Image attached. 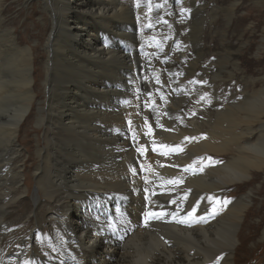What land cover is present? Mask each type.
I'll return each instance as SVG.
<instances>
[{
	"label": "bare ground",
	"instance_id": "6f19581e",
	"mask_svg": "<svg viewBox=\"0 0 264 264\" xmlns=\"http://www.w3.org/2000/svg\"><path fill=\"white\" fill-rule=\"evenodd\" d=\"M36 3L49 18L39 68L34 48L23 47L10 27L20 9ZM145 4L0 0L7 42L0 50L17 56L1 77L0 95L19 105L13 115L12 109L0 115V264H37L44 242L56 250L39 264H234L243 216L254 194L264 196V184L254 186L264 172V79L250 78L243 101H220L222 82L214 81L224 78L225 58L240 53L222 49L206 68L205 51L195 50L186 68L204 71L199 89L213 103L202 105V94L187 99L194 80H179L173 70L180 60L171 64L178 52L172 35L160 38L158 27L146 32L154 47L165 45V58L173 55L166 68L151 65L157 50L144 59L135 51L146 42L144 34L135 38V13L147 12ZM190 6L193 17L202 15L195 2ZM248 18L254 16L243 22ZM255 19L254 35L261 26ZM39 70L42 80H35ZM150 83L163 99L165 87L173 93L161 101ZM33 180L36 192L26 199ZM234 186L247 192L226 198ZM253 235L248 229L241 240Z\"/></svg>",
	"mask_w": 264,
	"mask_h": 264
},
{
	"label": "rangeland",
	"instance_id": "374dc122",
	"mask_svg": "<svg viewBox=\"0 0 264 264\" xmlns=\"http://www.w3.org/2000/svg\"><path fill=\"white\" fill-rule=\"evenodd\" d=\"M138 1L139 0H131V2L136 4L138 3ZM145 1L146 4L144 5V9L147 12H142L140 16H138L139 13H135V38L138 40L141 39L143 41L144 39L142 35L144 34L146 42L142 43L141 45L139 44L138 48H135V51L140 58L144 59L146 52H155V50H157L158 52H160L161 55L158 53V57L154 58L151 65L155 68H157L158 66L165 67V64L170 61L173 55L169 54L167 58H165V56L167 55L165 51H163V49H165V45L160 42L159 47H154V43L152 41L150 43V37L149 35H147L146 32L151 29H156L158 27L156 30L159 33L160 38H168L170 35H172L174 39L171 42V48H177L176 50H178L179 53H176L177 58L175 57L176 55L173 56V58L171 59V64L176 63L177 60H180L177 62L178 65H176L174 67L175 69L173 70L179 73V80H194L193 82L191 81V83L187 85L185 92L183 93V96H185L187 99L195 98L196 95L202 94V96H204V102L202 103V105H205L207 103L205 107L209 108L210 105L213 103L212 95L209 92L207 93L204 89H199V83L203 82V80L201 79L203 78L204 71L198 69L196 70V72L191 73V71L186 68L190 60L189 56L192 55L195 50H198L199 52L205 51V53H202V57L204 54L205 60L207 61L205 65L206 68L210 67L209 61L213 58V55H215L217 52H220L222 49H231L234 52L232 53L233 55H236V53H240L238 58H235V56L233 55V57L225 58V72L223 71L224 78L221 81H218L219 78H216L214 81L215 84H220L221 82L223 83H221L222 86L220 87L219 91V97L221 99L220 101H225L227 99L233 98H241V102L244 100L243 90L246 88L245 85L248 83V85L250 86V78L256 80V84L259 83L260 79H264V3L260 2V0H241L239 2V4H241L239 8L237 7V0ZM191 2H195L196 5H198V7L202 11V15H196L193 17L194 11L193 9L191 10ZM18 8H22V6H19L15 9ZM27 8L30 7H26L22 11L20 9L19 15H15L16 18L14 19L10 27L16 26L17 37L19 43L23 47L34 48L35 54L37 56L34 62L35 66L39 68L42 64V61L44 64V58L46 56L45 48L47 45L46 40L48 39V34L46 31L47 25L45 23H48L49 18L42 16L44 10L42 6L38 3L34 5L33 10ZM174 10H176L177 12H175V15L173 14ZM32 11L33 13L31 14L30 12ZM177 14L180 15V20L176 22L175 19ZM163 15L169 16V18L162 19ZM170 15L174 16V18H172V16ZM250 15H253L254 18H257L261 23L260 28L255 31L257 32L256 35L253 34V24L255 23V21L257 22V20H254V18H248L247 21L243 22V18L248 17ZM156 19H159V23L156 21ZM245 33L248 34L244 35ZM199 35H202L203 39H201V42L196 43V37H198ZM131 41H133V37ZM6 44L7 42L6 38L4 37V33L0 31V49ZM207 51H211V54ZM241 54L243 55L242 57ZM178 55H180V59H178ZM11 56L14 59L17 57L16 55H14L16 56L14 57L7 51L0 50V75H2L0 76V81L2 80L1 77H3L5 74H8L7 70L9 68H6L9 67L8 64H14V62H12L14 61V59ZM228 59H230V63L227 66V63L225 62H227ZM257 60L260 62L259 64H256ZM243 62L247 63L245 69L243 68ZM236 64L237 66H235ZM213 65L217 69V71H219V69L223 66V63L219 61L215 62ZM38 73V75L34 74L35 80L37 78L42 80L41 70H39ZM212 79L213 77L210 75V80ZM35 86H37V93H40L41 81H37L35 83ZM165 88L166 92H164V94L166 97H164L163 99L162 96L164 95H162V93L157 90L158 88H156L155 85L154 87H152L150 83L148 87V89H150L151 92L155 94V98H158L159 100L164 102L166 101L167 96L169 97L170 93H173L170 92L169 87ZM249 88L253 91L259 90L254 87ZM9 95V93L4 92L3 95H0V102L2 101V104L0 103V107L2 108L0 109V115H2L3 113L4 115L8 116V113H10L12 110L13 111L11 113L13 115V112L15 111L16 107L19 106H16L15 104L18 99L14 100L11 98L10 100L8 98ZM2 99L9 101H3ZM201 99L202 98L200 97V102L202 101ZM12 102L14 103V105H12ZM8 105H10V107ZM152 105L157 106V103L155 101H152ZM4 106L8 107L10 110H8V108L4 109ZM193 111L194 108L192 112ZM33 112L36 111L33 109ZM211 112L213 113V108H211ZM11 113L9 114L10 116ZM212 117L213 119L215 118V116H211L210 119H212ZM182 118L189 120L190 115L188 114ZM32 124H34V122H32ZM35 126L36 125L29 126L28 128H36ZM33 140H35V144V136L33 137ZM23 149H25V147H23ZM32 149H34V147H32ZM262 183L264 184V172L261 173L259 181L256 182L254 186L257 187ZM246 188V186L245 188L242 186H234L230 189L229 192H225V197L231 200H235L239 198L242 194H245L247 192ZM35 192L36 183L33 180L32 189L30 191L26 190V193L23 195L24 197L29 196L30 199H32ZM25 198L27 199V197ZM253 198L255 201L252 200V203L248 205V207H251L253 205V208L247 210L245 216H243V214L244 210L247 207L243 208L241 211L244 220L242 222L238 238L239 248L237 251H239V253L236 252L237 254H235L234 264H264V207H262L264 206V196L259 197L254 194ZM119 209L122 210V207H119ZM246 220L248 221L246 222ZM248 229H252L254 235L248 237L246 242H244L241 239L244 238V234L247 233ZM243 242L244 244L240 245V243ZM44 243L45 245L43 247H47L44 251V257H47L51 255V252L49 251H51L52 249L53 251H55L56 249L53 243ZM44 257L41 261H38L37 264L43 263L46 259V257Z\"/></svg>",
	"mask_w": 264,
	"mask_h": 264
},
{
	"label": "snow or ice",
	"instance_id": "6c2138e0",
	"mask_svg": "<svg viewBox=\"0 0 264 264\" xmlns=\"http://www.w3.org/2000/svg\"><path fill=\"white\" fill-rule=\"evenodd\" d=\"M194 211H195V210H194ZM154 215L162 216L163 214H154Z\"/></svg>",
	"mask_w": 264,
	"mask_h": 264
}]
</instances>
